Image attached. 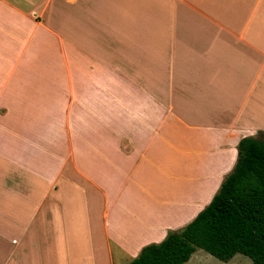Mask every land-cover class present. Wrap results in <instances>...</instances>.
Segmentation results:
<instances>
[{
	"label": "crops",
	"instance_id": "1",
	"mask_svg": "<svg viewBox=\"0 0 264 264\" xmlns=\"http://www.w3.org/2000/svg\"><path fill=\"white\" fill-rule=\"evenodd\" d=\"M264 132V0H0V264H128Z\"/></svg>",
	"mask_w": 264,
	"mask_h": 264
},
{
	"label": "trees",
	"instance_id": "2",
	"mask_svg": "<svg viewBox=\"0 0 264 264\" xmlns=\"http://www.w3.org/2000/svg\"><path fill=\"white\" fill-rule=\"evenodd\" d=\"M196 249L264 264V132L240 139L233 168L191 222L144 245L128 264H184Z\"/></svg>",
	"mask_w": 264,
	"mask_h": 264
},
{
	"label": "rangeland",
	"instance_id": "3",
	"mask_svg": "<svg viewBox=\"0 0 264 264\" xmlns=\"http://www.w3.org/2000/svg\"><path fill=\"white\" fill-rule=\"evenodd\" d=\"M184 264H252V262L242 254H235L227 261H220L204 250L196 249L190 259Z\"/></svg>",
	"mask_w": 264,
	"mask_h": 264
}]
</instances>
